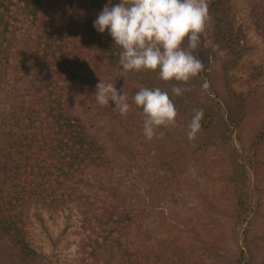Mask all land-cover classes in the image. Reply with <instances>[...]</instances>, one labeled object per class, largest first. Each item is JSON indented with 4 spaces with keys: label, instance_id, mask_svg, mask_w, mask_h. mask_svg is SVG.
Masks as SVG:
<instances>
[{
    "label": "trees",
    "instance_id": "1",
    "mask_svg": "<svg viewBox=\"0 0 264 264\" xmlns=\"http://www.w3.org/2000/svg\"><path fill=\"white\" fill-rule=\"evenodd\" d=\"M117 3L0 0V239L7 242V256L15 264H48L35 240V226L45 233L46 217L62 218L65 228L73 227L77 255L87 252L86 257L73 259L74 264H93L91 258L101 264L175 263L166 254L169 250L159 247L160 240L141 235L143 211L129 200V190H123L124 176L117 172L110 139L102 138L100 131L147 147L153 142L143 135V113L132 101L134 94L141 87H158L169 92L177 109L175 119L192 118L193 113L186 112L190 103L185 97L194 98L195 88L204 81L199 74L183 84L161 80L156 71L126 72L119 64L121 49L107 29L99 33L93 27L103 7ZM247 8L251 22L263 31L264 0H247ZM231 10V0H213L210 5L213 35L228 49ZM182 46H187V40ZM193 54L207 57L209 52L200 41ZM99 81L114 83L128 97L127 116H121L111 100L106 106L98 104ZM173 85L189 90L174 96ZM208 99L204 95L196 100V109H203L198 131L203 135L217 126L218 112ZM229 102L228 119L238 124L240 117ZM153 139L166 138L164 134ZM114 142L117 150H125L128 156L132 153L128 143ZM160 151L154 163L167 172L178 158H168L169 144ZM234 166L245 172L240 160H234ZM156 177L159 186L168 179ZM242 195L233 225L243 243L236 261L252 264L256 235L250 220L254 210L246 192ZM260 238H264V229Z\"/></svg>",
    "mask_w": 264,
    "mask_h": 264
},
{
    "label": "rangeland",
    "instance_id": "2",
    "mask_svg": "<svg viewBox=\"0 0 264 264\" xmlns=\"http://www.w3.org/2000/svg\"><path fill=\"white\" fill-rule=\"evenodd\" d=\"M212 1L208 0V20L200 39L209 54L197 55L204 64L199 75L207 87H196V98L185 100L190 103L186 112L192 115L198 108L197 97L207 95L218 112L216 129L204 135L197 132L195 139L189 140L191 118L187 116L164 128V141L152 139L147 147L131 140L128 143L125 136L106 130L100 135L110 139L117 172L124 176L123 190H129V200L143 211L139 217L144 222L141 235L160 240L159 247L169 250L166 254L174 264H237L238 246L243 243L233 225L238 204L244 200L242 191L254 210L250 220L251 232L256 235L252 264H264V238H260L264 229V30L258 31L251 22L247 0H231L228 22L232 44L231 49L226 48L213 35ZM230 98L234 100L231 103ZM227 102L235 107L238 124L228 119ZM114 140L128 143L132 153L128 156L125 150H117ZM167 144L168 158L178 159L164 172L154 162L160 159V147ZM234 160L243 163V174L235 168ZM156 176L168 179L159 186ZM64 224L62 218L46 217L45 233L35 226L36 244L42 247L48 264H74L72 260L78 256L73 227ZM8 252L7 242L0 239V264H15ZM79 253L86 257L87 252ZM91 259L93 264H101Z\"/></svg>",
    "mask_w": 264,
    "mask_h": 264
},
{
    "label": "clouds",
    "instance_id": "3",
    "mask_svg": "<svg viewBox=\"0 0 264 264\" xmlns=\"http://www.w3.org/2000/svg\"><path fill=\"white\" fill-rule=\"evenodd\" d=\"M208 0H119L105 5L93 21V27L104 33L107 29L114 44L121 49L119 64L127 71L151 70L164 81L187 84L204 69L193 53L200 44L208 20ZM187 46L184 47V41ZM207 87V83L203 84ZM189 89L173 85L171 94L181 96ZM95 98L102 106L113 101L121 116L130 110L128 97L114 83L99 81ZM142 109L143 135L147 140L162 138L156 129L175 124L177 109L169 92L160 88L141 87L132 97ZM203 119V109H194L188 124L187 138L195 139Z\"/></svg>",
    "mask_w": 264,
    "mask_h": 264
}]
</instances>
